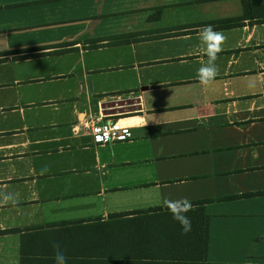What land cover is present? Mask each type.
Returning <instances> with one entry per match:
<instances>
[{
    "label": "crops",
    "instance_id": "1",
    "mask_svg": "<svg viewBox=\"0 0 264 264\" xmlns=\"http://www.w3.org/2000/svg\"><path fill=\"white\" fill-rule=\"evenodd\" d=\"M259 3L213 27L227 40L202 84L200 32L239 17L241 0H0V199L18 196L0 204V264L60 222L152 216L181 198L204 200L206 260L264 264ZM97 117L129 136L93 142ZM110 189L134 199L109 208Z\"/></svg>",
    "mask_w": 264,
    "mask_h": 264
},
{
    "label": "trees",
    "instance_id": "2",
    "mask_svg": "<svg viewBox=\"0 0 264 264\" xmlns=\"http://www.w3.org/2000/svg\"><path fill=\"white\" fill-rule=\"evenodd\" d=\"M259 2L241 0L239 17L217 20L212 26L227 27L240 18L255 16L254 8H260ZM203 202L192 203L194 211L187 213L191 230L187 233L168 207L152 216H123L132 211L112 213L106 219L60 222L37 236L40 243L36 247H20V264H54L55 243L65 252L67 264H255L206 260L208 215Z\"/></svg>",
    "mask_w": 264,
    "mask_h": 264
},
{
    "label": "clouds",
    "instance_id": "3",
    "mask_svg": "<svg viewBox=\"0 0 264 264\" xmlns=\"http://www.w3.org/2000/svg\"><path fill=\"white\" fill-rule=\"evenodd\" d=\"M200 40L205 46V52L208 57L207 63L202 64L197 69V79L202 84H209L218 75L219 68L216 65L218 54L223 50V44L226 42V35L215 30L212 25H205L200 32ZM47 169H42V173ZM13 206L18 204V196L13 193H6L0 199V204H9ZM164 205L169 208L173 214V219L181 224L182 231L187 233L191 230V220L187 213L194 211L192 203L187 198L179 200H165ZM54 264H67V256L58 243L53 244Z\"/></svg>",
    "mask_w": 264,
    "mask_h": 264
},
{
    "label": "built area",
    "instance_id": "4",
    "mask_svg": "<svg viewBox=\"0 0 264 264\" xmlns=\"http://www.w3.org/2000/svg\"><path fill=\"white\" fill-rule=\"evenodd\" d=\"M91 139L95 143L105 142L112 139H123L129 136L128 125L118 118L100 120L90 119L86 124ZM76 127H73L75 130Z\"/></svg>",
    "mask_w": 264,
    "mask_h": 264
},
{
    "label": "rangeland",
    "instance_id": "5",
    "mask_svg": "<svg viewBox=\"0 0 264 264\" xmlns=\"http://www.w3.org/2000/svg\"><path fill=\"white\" fill-rule=\"evenodd\" d=\"M126 191L127 190L116 192L110 189L108 194L105 195V203L109 208H122L126 204V201H133L134 199V196Z\"/></svg>",
    "mask_w": 264,
    "mask_h": 264
}]
</instances>
